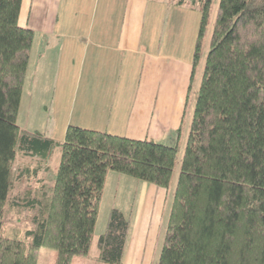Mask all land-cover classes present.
Here are the masks:
<instances>
[{"label": "trees", "instance_id": "1", "mask_svg": "<svg viewBox=\"0 0 264 264\" xmlns=\"http://www.w3.org/2000/svg\"><path fill=\"white\" fill-rule=\"evenodd\" d=\"M176 3L200 12L190 91L213 0ZM21 5L0 0V264H37L40 248L55 251L53 264H71L91 249L107 172L168 190L179 143L76 125L56 141L22 129L34 31L19 23ZM56 150L53 171L42 161ZM27 157L37 165L18 163ZM128 229L111 208L96 260L121 264ZM156 264H264V0L218 1Z\"/></svg>", "mask_w": 264, "mask_h": 264}, {"label": "crops", "instance_id": "2", "mask_svg": "<svg viewBox=\"0 0 264 264\" xmlns=\"http://www.w3.org/2000/svg\"><path fill=\"white\" fill-rule=\"evenodd\" d=\"M149 1L125 0L127 5L122 14L121 11L116 12L114 8L116 5H120L122 0H105L99 24L100 29L96 32L87 31L81 35L72 33L74 40L77 37L87 38V44H80V47L72 41L70 47L65 49L64 40L54 39V37L61 38L60 34L62 33L44 31L46 33L42 36L45 39L41 40L40 38L35 43L38 49L35 53L33 69L37 65L39 66L38 75L42 73L41 67L50 68L52 65L63 67L64 65L63 79L58 83H56V79L54 80L51 92H54L56 83L60 89L59 95L62 94L65 99V95L72 94L74 104L77 101L78 103L76 107H73L74 115L58 125L57 134H54L55 125L53 127L50 125V129L44 128L43 132H36L44 133L56 141H62L59 139L60 132L64 131L65 133L69 125H76L130 139H149L165 144H173L177 141L179 147L182 143L183 149L193 109L185 123V110H183L185 100L183 102L181 98L185 92L184 88L188 89L189 86L192 63L189 58L183 59L180 56V59L177 60L178 63L171 64L175 60L170 59L171 54L167 48L160 49V47H165L161 39H158L152 46L143 38V24L148 12ZM68 11L71 12V10ZM54 13L57 16V10ZM71 13L77 19L78 12L75 8ZM91 20H93V14ZM194 44L192 51L191 48L178 46V54L187 55V57L191 55L192 59ZM79 66L80 70L76 71L75 67ZM176 69L181 71V78L175 85H183L182 90L179 91L180 99L177 102L169 95V87H171L169 75ZM75 72H79V76L75 77ZM76 78L78 79L76 80ZM47 99L52 103V97L44 96L43 100ZM25 108L24 105L21 111ZM178 128L181 129V132L179 136H176L175 132ZM42 164H45V161H42ZM108 177H111L113 185L112 193H110L112 198L103 223L104 230L111 208H117L127 216L128 208L131 205V203L127 205L124 201L117 200V194L121 189L120 181H137L123 173L108 171L104 187ZM160 190L164 189L160 188ZM103 194L104 188L102 197ZM163 194L161 210L156 216L154 213L152 215L148 213L147 203L145 204L146 212L144 214L141 210L139 212L137 226L131 241H129V250L126 252L131 258L130 262L142 263L140 259L133 261L132 257L141 256L145 249L150 248V253L154 251L153 247L164 217L166 197L165 192ZM138 203L140 206L144 205L142 201ZM149 230L155 231L153 237L148 236ZM103 232H99L98 236ZM125 251L124 248L123 254ZM85 257L88 258V255Z\"/></svg>", "mask_w": 264, "mask_h": 264}, {"label": "rangeland", "instance_id": "3", "mask_svg": "<svg viewBox=\"0 0 264 264\" xmlns=\"http://www.w3.org/2000/svg\"><path fill=\"white\" fill-rule=\"evenodd\" d=\"M219 0H213L212 10L210 14L209 21L206 25V30L204 32V36L202 38L201 49L199 52V60L195 66V73L192 81V87L190 91L185 87V92L183 93V102L185 110V120L186 123L188 118L190 117L191 111L194 108L196 95L198 93V88L200 84V79L205 63L206 53L209 48V40L213 27V22L218 6ZM105 0H23L22 7L19 15V23L24 26L31 28L34 31V46L32 44L31 47V58L28 61L24 84L21 91V101L17 113V124L20 125L22 129H25L29 132L39 131L43 132L44 128H49L50 125L53 127L55 125V132L57 134L58 125L62 124L68 118H71L75 111L73 107L77 106L78 101L74 104L73 95L68 94L65 95V99L62 94L59 95L60 89L56 85L59 81L63 79L65 66L56 67L52 65V67H41L42 73L38 74L39 66L34 67V57L35 53L38 49L37 41L44 40L45 37L42 36L44 31H52L57 33H62L61 38L54 37L55 40L65 41V49H68L73 42H75L76 46L80 47V44L86 45L87 38L77 37L76 40L73 39L74 34L81 35L87 31L96 32L100 29L99 24L101 20V15L103 13V3ZM127 3L125 0H122L120 5H116L114 8L116 12L121 11L124 13L125 7ZM57 7V8H56ZM191 8L183 3L179 5L176 3V0H150L148 4V12L144 20L143 24V38L146 39L152 46L155 45L158 39L163 41L165 47L167 48L169 54H171L170 59L175 60V62H171V64L175 65L178 63L177 60L180 59V56L185 58H189L192 63L191 55L183 56L178 54V46H183L184 48H191L194 44V40H196V36L198 34V26L200 21V12L198 4H195V8ZM75 8L76 12H78V17H73L72 9ZM55 10H57V16L55 15ZM68 10H71L69 12ZM29 11V14H28ZM128 12V10H127ZM93 14V20H91ZM99 27V28H98ZM64 36V37H63ZM49 40H52L49 38ZM82 45V46H83ZM195 45V44H194ZM176 54V55H173ZM81 68L75 67L76 71H79ZM46 74V76H44ZM75 77L79 76V72H75ZM181 78V71L176 69L175 71H171L169 75V95H171L175 102L179 101V91L182 90V84L175 85L178 83V79ZM56 79V83L54 86V92H51V87ZM78 78H76L77 80ZM188 82V78H187ZM190 83V78H189ZM180 86V87H179ZM53 94V95H52ZM44 96L52 97V103L49 100H43ZM62 104H61V103ZM26 106L24 110L21 111L23 106ZM64 131L60 132L59 139L63 140ZM179 147V154L177 157V162L175 163V167L173 170V175L171 179V183L169 189H164L162 187L156 186L153 183H150L145 180H141L134 176L133 179H137V181H120L121 189L117 194L118 201H124L125 204L130 205L127 211V216L129 220V229L126 238V246L125 253L122 257L121 264H138L130 262L129 256L127 255V251L129 250V241L132 239V235L134 233V229L137 226L138 217L140 210L144 214L146 212L145 204H148L147 211L150 215L154 213L156 216L159 210H161L162 201L164 199L165 192V207H164V217L162 221V227H160V231L157 237V241L153 247V253H150V248L145 249L142 252V255L139 257H132L133 261L142 260V263L139 264H156L163 240L164 227H166L165 220L167 214L169 213L172 191L175 186L176 178L179 170V163L182 156V143ZM24 160H18V163L24 161V163L28 164L31 168L35 167L38 163V160L35 158H23ZM59 162V151L56 150L49 160L45 161V164L50 166L51 170H55ZM113 171V170H109ZM116 172V171H113ZM45 171L40 174L42 177H46L44 174ZM119 173V172H116ZM109 174V173H108ZM126 175V174H125ZM129 176V175H127ZM105 184V183H104ZM112 181L111 177L107 178L106 185L104 188V194L102 200L99 205V213L98 219L96 222L94 239L91 246V249L88 254V258L84 257H76L73 259L71 264H105L97 261L96 258L98 255V251L96 248V239L99 232L104 231V219L106 218L109 203L112 198ZM164 189V190H160ZM143 202L144 205L140 206L138 202ZM111 208V207H110ZM126 216V217H127ZM20 220H19V219ZM102 220V221H101ZM11 223H19L22 221L20 217L12 216L10 219ZM102 225V226H101ZM106 226V225H105ZM155 231L149 230L148 236L153 237ZM97 253V254H96ZM56 258V253L53 249L49 248H40L39 255L37 258V264H53ZM87 261V262H86Z\"/></svg>", "mask_w": 264, "mask_h": 264}, {"label": "bare ground", "instance_id": "4", "mask_svg": "<svg viewBox=\"0 0 264 264\" xmlns=\"http://www.w3.org/2000/svg\"><path fill=\"white\" fill-rule=\"evenodd\" d=\"M98 212H99V211H98ZM97 219H98V216H97ZM97 219H96V221H97ZM95 224H96V223H95ZM93 239H94V238H93ZM81 257H82V256H81ZM74 258H76V257H74ZM74 258H73V259H74ZM73 259H72V261H73Z\"/></svg>", "mask_w": 264, "mask_h": 264}]
</instances>
